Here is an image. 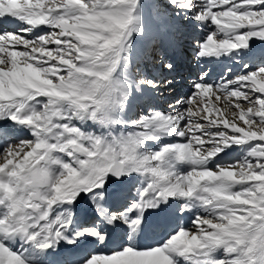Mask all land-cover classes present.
Segmentation results:
<instances>
[{
	"label": "snow or ice",
	"instance_id": "1",
	"mask_svg": "<svg viewBox=\"0 0 264 264\" xmlns=\"http://www.w3.org/2000/svg\"><path fill=\"white\" fill-rule=\"evenodd\" d=\"M0 264H264V0H0Z\"/></svg>",
	"mask_w": 264,
	"mask_h": 264
},
{
	"label": "rangeland",
	"instance_id": "2",
	"mask_svg": "<svg viewBox=\"0 0 264 264\" xmlns=\"http://www.w3.org/2000/svg\"><path fill=\"white\" fill-rule=\"evenodd\" d=\"M227 62H224L223 64H215V63H211L210 65H207V66H200L198 65L196 62H192L191 65L193 66L192 67V70H194L196 67L198 68V70L196 71V74L195 76H193V78H185V83H183V87L186 89V91L188 90V85L187 84H190L191 81H194L197 79L200 71L202 70H205V71H209L210 75L212 76L213 79H217L224 71V67L226 66ZM200 67V69H199ZM185 85V86H184Z\"/></svg>",
	"mask_w": 264,
	"mask_h": 264
},
{
	"label": "bare ground",
	"instance_id": "3",
	"mask_svg": "<svg viewBox=\"0 0 264 264\" xmlns=\"http://www.w3.org/2000/svg\"><path fill=\"white\" fill-rule=\"evenodd\" d=\"M181 91H182V92H185V91L183 90V87L181 88Z\"/></svg>",
	"mask_w": 264,
	"mask_h": 264
}]
</instances>
